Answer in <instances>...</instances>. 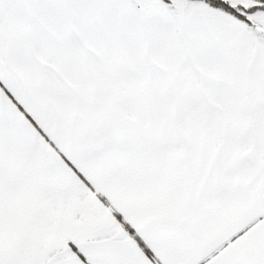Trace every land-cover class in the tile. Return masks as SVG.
Listing matches in <instances>:
<instances>
[{
	"label": "snow or ice",
	"instance_id": "obj_1",
	"mask_svg": "<svg viewBox=\"0 0 264 264\" xmlns=\"http://www.w3.org/2000/svg\"><path fill=\"white\" fill-rule=\"evenodd\" d=\"M0 264H264V0H0Z\"/></svg>",
	"mask_w": 264,
	"mask_h": 264
}]
</instances>
